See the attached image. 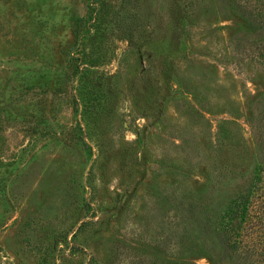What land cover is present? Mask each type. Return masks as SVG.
<instances>
[{"label": "rangeland", "instance_id": "rangeland-1", "mask_svg": "<svg viewBox=\"0 0 264 264\" xmlns=\"http://www.w3.org/2000/svg\"><path fill=\"white\" fill-rule=\"evenodd\" d=\"M110 1L138 17L136 33L119 30ZM244 28L218 0H0V264L154 259L158 185L182 176V186L201 188L203 159L238 168L239 155L214 146L192 107L213 130L220 119L237 121L253 154L246 119L264 74L234 51ZM159 58L167 75L187 78L190 61L202 67L186 106L167 88L171 77L159 79L156 98V82L141 77ZM195 90H210L212 101L199 103ZM187 257L211 264L204 254Z\"/></svg>", "mask_w": 264, "mask_h": 264}, {"label": "trees", "instance_id": "trees-1", "mask_svg": "<svg viewBox=\"0 0 264 264\" xmlns=\"http://www.w3.org/2000/svg\"><path fill=\"white\" fill-rule=\"evenodd\" d=\"M218 1L245 24L242 34L233 45L235 53L239 59H249V63L264 74V0ZM126 7L116 6L110 1L107 14L118 20L121 32L136 33L138 17L134 19L124 14ZM187 70V78L177 69L167 75V64L159 58L143 66L141 77L150 76L156 82L152 94L154 98L164 87L162 82H158L159 79L168 81L167 78L171 77L167 88L175 96L176 103L184 107L190 99V93H185L190 92L186 91V88L190 89V81L202 76V67L193 61L187 65ZM191 92L199 103L212 101L210 90ZM94 100L88 106L91 113L97 112L95 109L101 104L100 98ZM218 104L224 109L228 108L223 103ZM228 105L233 108L230 102ZM191 114L201 121V132L214 139V146L219 151L228 147L235 151V155H239L236 156L238 168L227 164L223 170L218 169L216 159L212 160L211 165L209 159H203L206 177L201 188L182 186V176L170 185H158L154 194L157 205L151 213L161 234L153 244L156 256L152 260L139 257L136 264H198L188 259V254H204L209 257L211 264H264V92L254 96L246 119L254 145L250 158H247L245 138L237 121L220 119L213 130L212 123L204 114L193 107ZM184 143L179 147L183 149L188 166L192 167L196 155L189 142ZM240 156L248 159V162L244 163ZM175 166L179 167L177 164ZM175 175L178 176V172ZM165 211L170 213L166 228L163 224ZM169 246L172 253L168 258L161 259Z\"/></svg>", "mask_w": 264, "mask_h": 264}]
</instances>
